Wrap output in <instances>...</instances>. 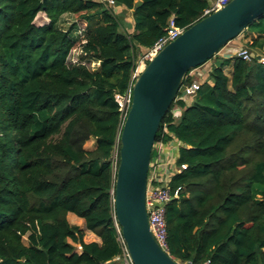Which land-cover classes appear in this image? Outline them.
Listing matches in <instances>:
<instances>
[{"label": "trees", "instance_id": "1", "mask_svg": "<svg viewBox=\"0 0 264 264\" xmlns=\"http://www.w3.org/2000/svg\"><path fill=\"white\" fill-rule=\"evenodd\" d=\"M209 2L0 0V264H131L113 207L115 95L170 20L184 29ZM243 31L251 58L213 56L183 98L185 76L156 132L155 143H177L164 218L179 264H264V63L254 53H264V14ZM69 212L100 242L85 241Z\"/></svg>", "mask_w": 264, "mask_h": 264}, {"label": "water", "instance_id": "2", "mask_svg": "<svg viewBox=\"0 0 264 264\" xmlns=\"http://www.w3.org/2000/svg\"><path fill=\"white\" fill-rule=\"evenodd\" d=\"M264 14V0H230L165 44L139 71L119 133L114 217L131 264H179L154 238L145 205L147 175L160 121L188 72L215 56Z\"/></svg>", "mask_w": 264, "mask_h": 264}, {"label": "built area", "instance_id": "3", "mask_svg": "<svg viewBox=\"0 0 264 264\" xmlns=\"http://www.w3.org/2000/svg\"><path fill=\"white\" fill-rule=\"evenodd\" d=\"M229 1L230 0H210L209 4L203 10L201 17L216 11L217 9L227 4ZM182 30L183 28L176 27L173 21L170 20L166 28V32L159 38H157L154 43L150 47L146 48L144 53H142L138 57L135 69L132 74V81L127 91L123 95H115V99L118 103L119 109L124 112V117L130 106L131 88L137 74L165 44L176 38ZM219 52H221V56H236L245 60H249L252 56V53L247 49V47L229 45V42L225 46H223L218 51V53ZM258 60L261 63H264V55H259ZM194 69L195 68L191 69L186 76H191V72ZM198 85L199 83H197L196 81H191L189 84H185L183 86V98L188 97L190 94H192L197 89ZM164 148V143L162 142H157L153 145L147 175L145 205L148 214L149 228L158 244L166 250V223L164 212L166 203L171 199V194L168 186L169 179H163L160 173H162L164 169H168L172 173L180 169L175 166V157L168 158L165 154ZM181 168H184V165H181ZM123 251L125 256L127 257L124 243Z\"/></svg>", "mask_w": 264, "mask_h": 264}, {"label": "rangeland", "instance_id": "4", "mask_svg": "<svg viewBox=\"0 0 264 264\" xmlns=\"http://www.w3.org/2000/svg\"><path fill=\"white\" fill-rule=\"evenodd\" d=\"M114 9L117 11L116 13L118 14L119 18L122 20V22H126L127 20L130 19L131 13L130 11L127 10H120L119 6H115ZM35 22L37 24H42L47 22V18L45 17V15L43 13H38L36 18H35ZM77 25H78V33H80L82 31V29L85 27V22L77 19ZM125 25V24H124ZM251 38L250 33L246 32V31H242L235 39L231 40L229 42V45H236V46H245V42L248 41ZM81 51H80V47L79 45L74 46L69 53L68 56V61L70 62H75L78 60V57L80 55ZM220 53L216 54V58H220V57H224V58H228L229 56H220ZM254 53L256 55H264V53H260L257 51H254ZM216 58H211L210 60H208L206 63H204L201 66H198L197 68H195L194 70H192V74H191V78L192 81H196L197 83H202L203 81L206 80L207 76H206V72L209 70L210 66L215 62ZM85 64L90 68L93 69L94 67H96L97 62L94 60H85ZM224 70L226 73H229L230 71V66L226 65L224 67ZM173 113L175 115L179 114V109L174 108L173 109ZM84 146L86 147H94L95 146V141L93 139H89L85 142ZM68 221L70 222V220L68 219ZM82 221V220H81ZM72 223V222H71ZM80 224L78 225L81 229L84 230V240L89 241L92 239H99L93 232L88 231L85 228V223L79 222ZM100 240V239H99ZM76 249L78 250V247H76ZM181 264H185V263H181Z\"/></svg>", "mask_w": 264, "mask_h": 264}, {"label": "crops", "instance_id": "5", "mask_svg": "<svg viewBox=\"0 0 264 264\" xmlns=\"http://www.w3.org/2000/svg\"><path fill=\"white\" fill-rule=\"evenodd\" d=\"M236 46V45H235ZM221 56V55H220ZM164 151H165V154L167 155L168 158H174L176 156V152H177V143L175 141H169L168 143H164ZM171 171L168 170V169H164L162 173H160V175L163 177V179H169V176L171 175ZM67 219L70 220V222L74 223V224H77L79 225L80 223L79 222H82L83 219L82 218H79L77 217L75 214L69 212L67 213ZM82 220V221H81ZM84 222V221H83ZM89 231V230H88ZM91 232V231H90ZM94 241H98L100 242L99 239H92ZM92 240H89V241H92ZM86 241V240H85Z\"/></svg>", "mask_w": 264, "mask_h": 264}]
</instances>
